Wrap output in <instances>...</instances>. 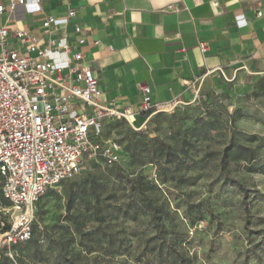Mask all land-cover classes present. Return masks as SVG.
Segmentation results:
<instances>
[{
  "label": "rangeland",
  "instance_id": "374dc122",
  "mask_svg": "<svg viewBox=\"0 0 264 264\" xmlns=\"http://www.w3.org/2000/svg\"><path fill=\"white\" fill-rule=\"evenodd\" d=\"M103 134L125 155L45 191L33 237L12 258L0 249V264H264V173L224 151L242 144L264 160V74L110 120ZM2 185L0 229L11 221Z\"/></svg>",
  "mask_w": 264,
  "mask_h": 264
},
{
  "label": "crops",
  "instance_id": "0c3cea01",
  "mask_svg": "<svg viewBox=\"0 0 264 264\" xmlns=\"http://www.w3.org/2000/svg\"><path fill=\"white\" fill-rule=\"evenodd\" d=\"M8 2L0 0V28L43 39L46 15L74 37L79 24L100 103L132 109L137 122L142 85L161 109L264 74V0H24L13 10ZM68 9L76 16L66 22Z\"/></svg>",
  "mask_w": 264,
  "mask_h": 264
},
{
  "label": "built area",
  "instance_id": "2783aa9c",
  "mask_svg": "<svg viewBox=\"0 0 264 264\" xmlns=\"http://www.w3.org/2000/svg\"><path fill=\"white\" fill-rule=\"evenodd\" d=\"M23 3L9 0L7 8ZM4 9L0 4V13ZM75 16L68 9L65 21ZM41 25L43 39L29 31L0 28V175L11 211L9 228L0 232V249L11 258L14 246L33 237L34 204L45 191L90 162L112 165L121 160L120 144L103 136L105 123L120 118L135 122L132 109L100 103L98 79L83 62L82 27L75 23L78 37L71 36L52 15ZM200 47L205 50L206 44ZM141 90L142 111L158 110L149 85Z\"/></svg>",
  "mask_w": 264,
  "mask_h": 264
},
{
  "label": "trees",
  "instance_id": "16d2710c",
  "mask_svg": "<svg viewBox=\"0 0 264 264\" xmlns=\"http://www.w3.org/2000/svg\"><path fill=\"white\" fill-rule=\"evenodd\" d=\"M144 113L150 114L149 111L148 112H144ZM108 122L105 123L104 128L107 126V123ZM103 133H104V130H103ZM103 136H104V134H103ZM104 137H106V136H104ZM120 146L122 148V145L121 144H120ZM224 151H225V153H227L228 151H236V152H238L240 154H245L246 155V158H247V162H250L249 168H251V170H258V171L264 173V160L262 162H260V163H255L256 162V157L254 156V149L253 148L248 147V146H245V145H242V144L233 145V143H230L224 149ZM124 155H125V151L122 148L121 158ZM90 163L103 164L101 161H98V162H90ZM103 165H105V164H103ZM230 180H231V182H233L238 187V189L244 194V196L247 195L248 189L245 187V185L242 182H240V181H238L236 179H230ZM3 204L9 206L10 205V202L9 201L8 202L4 201ZM8 228H9V223L8 224H3V226L0 229V232L6 231ZM34 232H35V229H34Z\"/></svg>",
  "mask_w": 264,
  "mask_h": 264
}]
</instances>
